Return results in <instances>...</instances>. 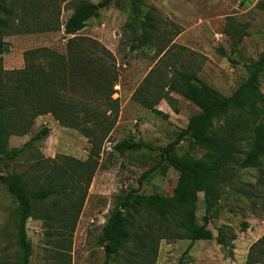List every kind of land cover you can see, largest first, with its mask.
<instances>
[{
    "label": "trees",
    "instance_id": "1",
    "mask_svg": "<svg viewBox=\"0 0 264 264\" xmlns=\"http://www.w3.org/2000/svg\"><path fill=\"white\" fill-rule=\"evenodd\" d=\"M129 2V21L124 30L131 33L130 51L154 50L151 59L156 61L132 100L166 118L158 105L165 100L173 106L171 95L177 93L196 105L200 113L190 118L174 142L157 149L161 161L179 172L174 197L154 194L146 202L136 190L116 197L100 238L106 244L104 264H140L134 254L123 262L120 260L126 257L123 253L128 254L133 241L140 251L138 257L150 259L152 254L158 255L162 240H180L187 231L196 232L195 240L212 239L206 227L225 188L239 182L240 170L244 168H257L264 176V97L258 89L264 61L249 65V80L233 95L225 96L199 80L198 55L175 43L181 32L178 25L158 17L156 9L147 7L142 0ZM69 3L73 13L64 25V33L70 37L66 52L58 53L47 47L29 50L24 53L23 69L5 71L1 58L7 51L4 37L33 31L55 32L59 24L53 23L55 9L40 8L37 0L31 3L0 0V182L18 204L17 232L11 244L17 263L13 264H31L33 244L28 238L27 223L32 218L55 223L51 260L71 253L103 146L120 117V103L114 98L120 79L117 59L99 40L79 35L88 21L113 5L114 0ZM224 34L237 46L248 31L230 17ZM57 111L88 125L86 137L91 144L88 158L82 161L59 156L53 162L38 158L28 172L4 175L3 162L19 158L31 145L28 142L9 152L11 137L28 135L39 117ZM186 138L203 151L201 157L193 159L178 154V145ZM113 149L119 153L155 150L134 139L115 143ZM150 171H155V167ZM37 193L44 200H38ZM200 193L206 205L202 226L196 216ZM219 241L226 245L222 234ZM9 249L7 245L5 252ZM255 249L257 253L249 254L247 264H257L264 257V236L253 245L252 251Z\"/></svg>",
    "mask_w": 264,
    "mask_h": 264
},
{
    "label": "rangeland",
    "instance_id": "2",
    "mask_svg": "<svg viewBox=\"0 0 264 264\" xmlns=\"http://www.w3.org/2000/svg\"><path fill=\"white\" fill-rule=\"evenodd\" d=\"M71 0H37V6L54 13L53 23L58 31L14 34L3 38L7 48L2 55L5 71L23 69L24 53L47 47L58 53L66 52L64 25L73 13ZM98 3L101 0H88ZM31 3V0H27ZM156 9L158 17L180 27L175 43L198 55L200 81L231 96L244 83L251 71L249 65L264 61V0H142ZM28 4V3H27ZM49 7V8H48ZM129 0H114L113 5L92 17L80 36L99 40L116 57L120 79L114 98L120 103V117L112 135L102 149L100 166L89 189L82 214L73 238L70 254L51 260L54 249L55 223L32 218L27 223L28 238L33 244L31 264H104L106 244L101 241L102 229L114 207L116 197L136 190L150 202L154 194L174 197L179 172L162 162L157 149L174 142L190 121L200 113L199 108L180 94L172 93L173 106L163 100L158 105L168 117L164 118L132 100V95L155 66L154 50L130 51ZM247 27L248 35L239 45H233L224 34L229 18ZM33 22V21H32ZM223 52V54L221 53ZM187 62V60H185ZM258 89L264 97V71L259 76ZM88 125L66 117L63 111L39 117L32 131L25 136H12L8 151L31 145L15 160L3 162V174L21 175L28 172L38 158L55 161L59 156H70L85 161L91 144L86 137ZM45 130L47 133H45ZM124 139L144 141L155 150L141 149L119 153L115 143ZM244 149H247L246 147ZM178 154L197 159L203 151L186 138L178 145ZM155 167V171H150ZM150 171V172H149ZM149 172V173H147ZM264 174V171H263ZM38 200L41 195H35ZM17 202L0 182V261L17 263L13 258L12 242L16 237ZM206 213L204 195H198L196 216L203 225ZM213 238L195 240L196 232L187 231L180 240H162L158 255L149 259L138 257L140 251L133 241L128 254H134L140 264H247L252 247L264 236V176L254 167L240 170L238 183L225 188L221 199L211 212L206 227ZM226 245L220 243V236ZM10 245L9 251L5 247ZM257 264H264L260 257Z\"/></svg>",
    "mask_w": 264,
    "mask_h": 264
}]
</instances>
